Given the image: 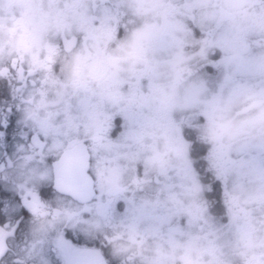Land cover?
<instances>
[{"label": "flooded vegetation", "instance_id": "flooded-vegetation-1", "mask_svg": "<svg viewBox=\"0 0 264 264\" xmlns=\"http://www.w3.org/2000/svg\"><path fill=\"white\" fill-rule=\"evenodd\" d=\"M239 3L0 0V75L26 82L38 126L100 158L90 204L52 200L23 233L9 217L19 238L0 264H63L71 212L86 237L68 239L91 264H246L264 250V35ZM11 139L0 134V187L20 192L42 165Z\"/></svg>", "mask_w": 264, "mask_h": 264}, {"label": "snow or ice", "instance_id": "snow-or-ice-1", "mask_svg": "<svg viewBox=\"0 0 264 264\" xmlns=\"http://www.w3.org/2000/svg\"><path fill=\"white\" fill-rule=\"evenodd\" d=\"M3 71V69H0ZM7 72L13 76L17 69L8 66ZM0 134L11 144L12 135L23 146L22 152L34 156L42 167L36 172L34 179L20 192L5 191L0 187V262L4 261L11 249L9 242L19 238L9 217L13 221L23 218L18 225L19 233H23L37 214L49 215L52 200L63 199L73 203L90 204L96 197L99 162L90 141H81L79 135L69 130L50 131L42 128L32 119L28 106L32 101L20 94L21 85L26 82L15 81L16 87L8 75H0ZM123 133L120 120H115V128L110 135L113 138ZM18 193V194H17ZM59 207L55 215H61ZM91 215V212L88 213ZM83 213L66 214V222L71 227H63L58 241V250L63 264H91L93 249L87 245H78L68 239L72 231L83 234L80 229V217ZM86 237V236H85ZM20 264V261L17 262Z\"/></svg>", "mask_w": 264, "mask_h": 264}, {"label": "clouds", "instance_id": "clouds-1", "mask_svg": "<svg viewBox=\"0 0 264 264\" xmlns=\"http://www.w3.org/2000/svg\"><path fill=\"white\" fill-rule=\"evenodd\" d=\"M254 0H240V3L235 6V10L238 11L241 17H247L252 24L257 26L259 33L264 35V11L253 15L249 10L253 7ZM264 74V68L259 70ZM252 101L246 97H240L234 107V115L239 119H244L246 116L245 108L250 107ZM246 264H264V250L257 255L252 257Z\"/></svg>", "mask_w": 264, "mask_h": 264}]
</instances>
